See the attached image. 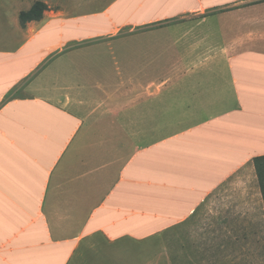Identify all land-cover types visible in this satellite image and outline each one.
I'll return each mask as SVG.
<instances>
[{
  "label": "crops",
  "instance_id": "1",
  "mask_svg": "<svg viewBox=\"0 0 264 264\" xmlns=\"http://www.w3.org/2000/svg\"><path fill=\"white\" fill-rule=\"evenodd\" d=\"M55 1L0 22V264H264V0Z\"/></svg>",
  "mask_w": 264,
  "mask_h": 264
},
{
  "label": "rangeland",
  "instance_id": "2",
  "mask_svg": "<svg viewBox=\"0 0 264 264\" xmlns=\"http://www.w3.org/2000/svg\"><path fill=\"white\" fill-rule=\"evenodd\" d=\"M38 1H42V2H48L49 5L52 7L49 10H56V6L55 0H0V19H1V25H3L4 23H13L16 18L18 17L19 13L22 11H26L27 9H30V7H32L36 2ZM64 3H66L67 1L70 2L71 0H63ZM48 5V6H49ZM100 4V6H98L97 8L100 7V9L102 8ZM106 24V23H101ZM107 26V25H106ZM165 36V34L167 33V30H165L164 32H162ZM134 37V36H133ZM124 37H120V38H116V39H112V40H101V41H92L91 43H110V41L113 42V51L115 53V56L117 58L122 57H126L128 60V65L129 66H133L134 64L136 65L137 59L138 57H136L135 55V48H134V44H135V37L132 38L131 40L128 41H123ZM111 42V43H112ZM120 43H123V45L125 47H121ZM127 43L129 46V51L126 52V48H127ZM161 46L157 49L158 53H159V59L155 62V66H157L156 72L158 73H163V71H166L168 69V66L170 65V57L173 53V49L172 46L170 45L171 43H160ZM180 50H183V48H181ZM182 52V51H181ZM128 53V54H126ZM123 66V65H121ZM116 66L112 65V73L113 76L116 74L115 72ZM264 120H257V123H263ZM208 246L209 249L212 248H216L217 246H221V242L220 241H215V240H209L208 241ZM131 253L129 255L126 256L124 262H126V260L131 261L134 259V255L136 253V251H138V249H131ZM194 258L196 259V264H200L202 257H196L194 256ZM217 257L214 256H209L208 260L209 263H215V259ZM219 258V257H218ZM221 263L223 264H227L228 261L224 260Z\"/></svg>",
  "mask_w": 264,
  "mask_h": 264
},
{
  "label": "trees",
  "instance_id": "3",
  "mask_svg": "<svg viewBox=\"0 0 264 264\" xmlns=\"http://www.w3.org/2000/svg\"><path fill=\"white\" fill-rule=\"evenodd\" d=\"M48 10L47 4L42 1L36 2L32 8L27 12H22L20 14V23L22 26H25L28 22L38 21L42 19L43 13ZM255 167L257 175L259 178L261 190L264 197V156L257 157L255 159Z\"/></svg>",
  "mask_w": 264,
  "mask_h": 264
}]
</instances>
